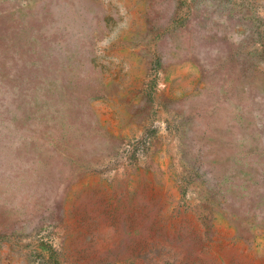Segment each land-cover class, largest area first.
Masks as SVG:
<instances>
[{
    "label": "rangeland",
    "instance_id": "374dc122",
    "mask_svg": "<svg viewBox=\"0 0 264 264\" xmlns=\"http://www.w3.org/2000/svg\"><path fill=\"white\" fill-rule=\"evenodd\" d=\"M0 264H264V0H0Z\"/></svg>",
    "mask_w": 264,
    "mask_h": 264
}]
</instances>
